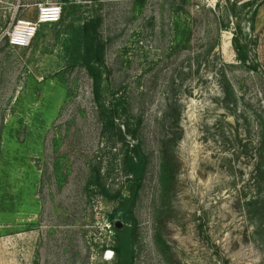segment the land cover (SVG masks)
Masks as SVG:
<instances>
[{"label":"rangeland","instance_id":"374dc122","mask_svg":"<svg viewBox=\"0 0 264 264\" xmlns=\"http://www.w3.org/2000/svg\"><path fill=\"white\" fill-rule=\"evenodd\" d=\"M255 1L0 0V264H113L114 195L127 176L101 111L119 99L142 120L148 157L135 264H264V218L247 205L264 152V0ZM54 4L62 20L42 25L30 47L3 37ZM92 17L105 43L97 95L67 60ZM238 18L263 73L237 60Z\"/></svg>","mask_w":264,"mask_h":264},{"label":"trees","instance_id":"16d2710c","mask_svg":"<svg viewBox=\"0 0 264 264\" xmlns=\"http://www.w3.org/2000/svg\"><path fill=\"white\" fill-rule=\"evenodd\" d=\"M256 10L252 13L250 21L252 29L255 28ZM183 13L187 12L183 11ZM100 19V17L87 19L78 27L67 46L69 66H80L86 69L93 80L96 95L102 81L101 69L105 63V43L99 32ZM244 19L247 20L246 17ZM184 23L183 34L188 35L191 24L186 21ZM222 27L224 29L229 28L226 24ZM232 32V44L237 60L251 71L263 73L257 60L251 57V51L257 45V40L250 37V34L245 31L242 19L239 20L238 18ZM101 116L105 122V130L108 133L114 130L117 141L122 144L121 166L127 176V185L124 190L119 189L114 195L116 203L111 218H119L121 224L113 227L112 250L115 254L113 264H135L134 246L138 237V223L134 210L141 194L148 167V157L140 140L142 120L140 118L135 120L134 115L130 114L126 105L120 99L116 104H109L108 106L104 104ZM262 129L264 130V124H262ZM262 144H264V136ZM260 158H262V162L257 166L258 180L255 182L260 194L257 195L256 199H250L247 205L254 207L255 216L261 221L264 218V194L262 193L264 191V152H262ZM161 172L162 186L166 187L170 170L165 157L162 159ZM106 192L108 193L106 186L103 185L102 193L106 194Z\"/></svg>","mask_w":264,"mask_h":264},{"label":"built area","instance_id":"2783aa9c","mask_svg":"<svg viewBox=\"0 0 264 264\" xmlns=\"http://www.w3.org/2000/svg\"><path fill=\"white\" fill-rule=\"evenodd\" d=\"M61 17L62 7L60 5H39L35 20H17L4 32L3 37L6 38L13 47H30L42 25L57 23L60 21Z\"/></svg>","mask_w":264,"mask_h":264},{"label":"water","instance_id":"95a60500","mask_svg":"<svg viewBox=\"0 0 264 264\" xmlns=\"http://www.w3.org/2000/svg\"><path fill=\"white\" fill-rule=\"evenodd\" d=\"M250 20V19H249Z\"/></svg>","mask_w":264,"mask_h":264}]
</instances>
